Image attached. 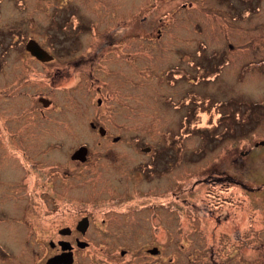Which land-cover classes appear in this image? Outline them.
Here are the masks:
<instances>
[{"label":"flooded vegetation","instance_id":"flooded-vegetation-1","mask_svg":"<svg viewBox=\"0 0 264 264\" xmlns=\"http://www.w3.org/2000/svg\"><path fill=\"white\" fill-rule=\"evenodd\" d=\"M43 3V16L57 22L58 40L71 47L72 54L62 52L61 65L48 74H14L10 87L14 95L10 93L0 100V112H9L5 116L0 114V139L5 143V147H0V264H175L170 258H160L161 246L165 244L160 241L159 231L166 223L167 213L168 224L175 227L174 172L178 159L195 151L180 143V139L190 138L193 133V95L187 77L233 73L239 91L235 115L246 99L250 113L254 110L264 113V95L257 100L244 93L251 79L264 81V74L253 66L264 63V0H154L153 12L141 16L137 25L128 20L125 0H43ZM130 35L167 42L174 48L172 58L188 62L184 69H169L173 74L169 81L166 79V85L172 94L165 95L167 100L178 99L177 103H183L182 109L176 108L179 112H175V118L184 130L171 131L167 138L164 135L165 146L156 145L154 138L153 143L148 140L133 147L132 140L123 139L117 122L107 129L89 119L92 137L83 133L87 141L71 146L65 156L64 120L60 115L44 114L53 106L52 97L58 89L32 91L25 88L26 83L31 79L34 84L58 79L84 87L94 95L91 104L98 107L108 104L109 93H101L103 78L118 71L105 69L108 63L122 64L126 60ZM254 46H259L260 60L256 61L253 54L240 55L242 48ZM40 47L52 56L51 60L41 62L27 53L41 64L56 60L48 49ZM236 52L239 55L234 56L235 68L228 70L230 57ZM102 63H106L104 69ZM199 67L203 69L201 72L192 69ZM182 79L184 88L177 92L175 87ZM65 96L66 102V93ZM32 102L37 104L38 115L27 120L23 113L29 111ZM217 107L219 110L221 103ZM33 127L49 130L33 133ZM102 141L125 145L91 149L96 144L101 146ZM256 146H264V141ZM236 149L224 154L223 163L218 160L219 171L213 179L218 180L219 187L246 186V181L237 176L245 173V160L251 150ZM199 161L201 169L196 175L204 176V154ZM186 167L188 171L191 166ZM98 185L106 187L98 191ZM198 186L200 194L194 193L197 186H191L179 197L188 204L192 218L206 219L213 211L203 197L204 179L198 181ZM95 190L97 195L91 194ZM65 208L74 216L69 224L57 221ZM218 211L222 217L214 228L230 230L233 246L228 257L220 258L211 245L201 264H264V243L251 242L241 231L251 230L250 223L241 226L237 213L230 217L229 213ZM84 218H87L85 228L79 226ZM138 218L142 219L137 222L146 221L148 230L137 242L126 243L127 230L120 229L125 220ZM50 221L56 225L50 227Z\"/></svg>","mask_w":264,"mask_h":264},{"label":"rangeland","instance_id":"rangeland-1","mask_svg":"<svg viewBox=\"0 0 264 264\" xmlns=\"http://www.w3.org/2000/svg\"><path fill=\"white\" fill-rule=\"evenodd\" d=\"M125 1L128 8V20L135 25L141 16H149L153 12L154 0ZM43 8V0H0V100L5 99V96L10 93L14 95L10 88L14 74H48L54 67L61 65L62 52L72 54V48L58 40L59 25L43 16ZM177 25L179 27V24ZM31 38L54 54L56 60L51 64H41L34 60L24 48L25 43ZM129 42L130 49L126 60L122 64L108 63L110 65H107L105 69L118 71V73L107 74L103 78L104 85L101 93L103 95L109 93L108 104L100 107L91 104L94 95L84 87L58 79L40 84H34L31 79L26 83V87L24 85L27 90L32 91L41 88L58 89L56 95L52 97L53 106L45 110L44 114L46 116L60 115L64 120L65 156L69 153L71 146L84 143L88 137H92V131L87 124L89 119L97 121L107 129L115 126L117 122L123 139L132 140L130 145L133 147L142 146L144 142H152L154 138H156L153 140L156 145L165 146L164 135L167 138L171 131L177 133L179 128L184 130L183 125L180 121L176 122L177 118H175V112H179L176 108L183 103H177L178 99L167 100L165 95L172 94L166 85V79L169 81L170 74H173L169 69H184L189 66L188 62H178L181 58H172L174 48L167 42H153L145 37L131 35ZM245 53L255 55L256 61L262 58L259 46L242 48L240 55ZM234 54L230 57L231 63L228 70L235 68L234 56L239 53ZM260 63L262 62L253 65L254 70H261V74H264V63ZM102 64L104 69L106 63ZM175 64L178 66L174 67ZM192 69L195 73L203 70L201 67ZM120 70L123 71L122 74ZM187 80L193 95V133L190 138L180 139V143L183 147H190L195 151L187 158L182 156L178 159L174 172L175 178L172 177L177 191L176 212L173 213L175 227L173 224H168L170 218L167 213L164 220L166 223L161 225L159 231L160 241L165 244L161 246L160 258H170L175 261V264H187L189 261L192 264H201L207 248L211 245L215 249L214 253H218L220 258L228 257L229 250L233 246L230 244V230L214 228L222 217L218 210L229 213L230 217L234 212L237 213L241 219L240 225L244 226L245 222H249L253 229L241 230L242 233H246V237L250 238L251 242L264 243V146H256L264 141V113L257 110L250 113L246 99L244 107L237 109L238 115H235L239 91L234 83L233 73L189 74ZM177 83L175 88L178 92L179 89L184 88L185 82L182 79ZM63 89L64 91H61ZM65 93L68 96L66 102L64 101ZM244 93L260 100L264 95V81L251 79ZM5 101L9 102V99ZM3 103L6 104L4 101ZM219 103L221 108L218 110ZM35 105L37 104L32 102L29 104V111L23 113L27 116V120L38 115ZM0 114L5 116L9 112L2 110ZM122 114H126L127 118H121ZM236 118H238L237 122L232 121ZM203 128L204 131H201ZM48 130L33 127L32 132H48ZM83 133L88 137H84ZM181 136L183 138V135ZM121 143L102 141L101 146L96 144L91 149L125 145ZM3 146L5 147V143L3 145L0 139V147ZM238 147L251 150V154L245 160V173L243 171L237 176L246 181L244 182L246 186L229 184L226 187H219L218 180L213 179L219 171L218 160L220 164L223 163L224 154L238 151L236 149ZM203 154L204 176H200L196 174L200 173L201 161L199 160ZM195 159H198L197 163H187ZM186 166H191L188 171ZM202 179H204L203 197L213 213L206 219L192 218L191 210L187 208L188 204L184 203L179 195L183 194L185 188L191 186H197L194 193L200 194L198 181ZM210 180L214 181L208 184ZM226 183L228 184L227 181ZM105 187V185H98L96 189L100 191ZM91 194L97 195L96 190ZM7 208L10 210L9 204ZM64 211L63 216H59L57 221L69 224L74 216L68 212L67 208ZM219 214L220 217L216 218ZM141 219L125 220V225L120 230H127L126 243L137 242L145 233L144 230H148L146 221L145 223L137 222ZM55 225V221L49 222L50 227Z\"/></svg>","mask_w":264,"mask_h":264},{"label":"water","instance_id":"water-1","mask_svg":"<svg viewBox=\"0 0 264 264\" xmlns=\"http://www.w3.org/2000/svg\"><path fill=\"white\" fill-rule=\"evenodd\" d=\"M25 49L40 61L46 62L52 59L51 55L42 49L34 39H29L27 41L25 44ZM41 102H44L45 104L47 103L44 99H41ZM79 226L85 228L87 226V218L82 219L79 223Z\"/></svg>","mask_w":264,"mask_h":264},{"label":"trees","instance_id":"trees-1","mask_svg":"<svg viewBox=\"0 0 264 264\" xmlns=\"http://www.w3.org/2000/svg\"><path fill=\"white\" fill-rule=\"evenodd\" d=\"M23 40H24V38H23ZM23 40H22V41H23Z\"/></svg>","mask_w":264,"mask_h":264}]
</instances>
